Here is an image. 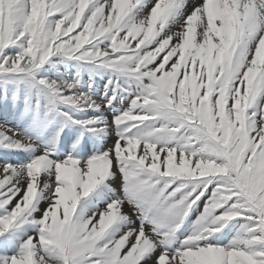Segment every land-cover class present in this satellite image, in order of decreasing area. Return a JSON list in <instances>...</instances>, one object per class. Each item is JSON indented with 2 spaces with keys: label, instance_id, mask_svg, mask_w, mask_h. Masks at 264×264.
I'll use <instances>...</instances> for the list:
<instances>
[{
  "label": "snow or ice",
  "instance_id": "1",
  "mask_svg": "<svg viewBox=\"0 0 264 264\" xmlns=\"http://www.w3.org/2000/svg\"><path fill=\"white\" fill-rule=\"evenodd\" d=\"M0 113V264H264V0H0Z\"/></svg>",
  "mask_w": 264,
  "mask_h": 264
},
{
  "label": "rangeland",
  "instance_id": "2",
  "mask_svg": "<svg viewBox=\"0 0 264 264\" xmlns=\"http://www.w3.org/2000/svg\"><path fill=\"white\" fill-rule=\"evenodd\" d=\"M125 106H126V105H125ZM9 120H11L10 117H9ZM0 123H3V115H2V113H0ZM9 126H11V124H10ZM112 140H113V138H110V139L108 140V145H110V144L112 143ZM106 146H107V145H106ZM123 211H124L125 213L131 214L132 209L129 208L128 205H124ZM194 218H195V217H193V219H194ZM133 219H135V217H133Z\"/></svg>",
  "mask_w": 264,
  "mask_h": 264
}]
</instances>
